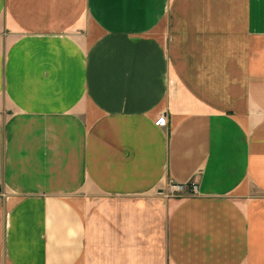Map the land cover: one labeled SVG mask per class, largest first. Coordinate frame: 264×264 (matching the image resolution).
<instances>
[{
  "label": "crops",
  "instance_id": "obj_1",
  "mask_svg": "<svg viewBox=\"0 0 264 264\" xmlns=\"http://www.w3.org/2000/svg\"><path fill=\"white\" fill-rule=\"evenodd\" d=\"M0 264H264V0H0Z\"/></svg>",
  "mask_w": 264,
  "mask_h": 264
},
{
  "label": "built area",
  "instance_id": "obj_2",
  "mask_svg": "<svg viewBox=\"0 0 264 264\" xmlns=\"http://www.w3.org/2000/svg\"><path fill=\"white\" fill-rule=\"evenodd\" d=\"M168 124L167 115H161L157 121L156 125L166 126ZM169 195L171 196H182L187 193H196L198 192V184L195 182L188 184L183 183H170L168 187Z\"/></svg>",
  "mask_w": 264,
  "mask_h": 264
},
{
  "label": "rangeland",
  "instance_id": "obj_3",
  "mask_svg": "<svg viewBox=\"0 0 264 264\" xmlns=\"http://www.w3.org/2000/svg\"><path fill=\"white\" fill-rule=\"evenodd\" d=\"M169 187V186H168Z\"/></svg>",
  "mask_w": 264,
  "mask_h": 264
}]
</instances>
